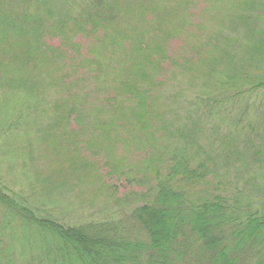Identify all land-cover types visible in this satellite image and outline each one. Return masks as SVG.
<instances>
[{
  "label": "rangeland",
  "instance_id": "1",
  "mask_svg": "<svg viewBox=\"0 0 264 264\" xmlns=\"http://www.w3.org/2000/svg\"><path fill=\"white\" fill-rule=\"evenodd\" d=\"M58 1L62 0H51L53 11ZM257 2L256 10L260 9ZM138 5L153 11L155 28L164 25L161 29L169 27L174 32L184 27L167 42L168 55L182 59L181 65L159 76L164 86L157 91V101L165 105L170 125L161 142L148 143L152 151H146L143 139L127 128H131L128 119L134 106L122 102L126 45L117 42L114 32L110 31L113 40L108 35L104 41L106 47L94 48L93 36L81 35L74 38L76 49L66 48V53L36 61L34 55L28 58L26 43L14 39L12 31L0 45V188L24 198L37 215L64 225L118 219L140 206L141 193L153 181L144 164L162 157L164 150L169 156L184 146L189 154L215 167L206 182L178 185L191 201L223 194L237 200L242 214L256 211L264 201V167L229 171L219 161L212 162L213 150L233 140L232 116L227 117L230 124L204 118L200 114L204 100L218 96L222 89L214 88L208 97L211 82L190 74L199 70L202 58L214 59L212 53L219 48L242 47L250 76L264 70L263 62L253 65L257 60L254 38L236 31L231 19L235 12H251L253 0H145ZM258 13L261 21L254 17L252 30L264 28V8ZM37 16L46 13L40 11ZM173 20L172 26L166 25ZM144 23L139 17L132 18L115 31L131 28L134 35L141 34L148 30ZM50 24L45 18L44 25ZM219 29L224 32L223 40L215 44L213 32ZM44 42L54 49L63 44L50 36ZM206 52L211 57L204 56ZM260 61H264L263 54ZM216 69H222L220 63ZM235 69L234 64L226 67L229 73ZM254 97L249 93L241 107L249 103L259 113L264 101L254 103ZM162 107L158 104L159 110ZM100 108L109 111L99 116L95 111ZM13 255L17 262L30 259V254L20 256L13 251Z\"/></svg>",
  "mask_w": 264,
  "mask_h": 264
},
{
  "label": "trees",
  "instance_id": "2",
  "mask_svg": "<svg viewBox=\"0 0 264 264\" xmlns=\"http://www.w3.org/2000/svg\"><path fill=\"white\" fill-rule=\"evenodd\" d=\"M144 1L62 0L53 11L51 0H0V45L13 31L17 37L14 39L26 43L28 58L34 55L37 61L39 57L45 60L66 53V48L76 49L74 38L81 35H92L94 48L106 47L104 41L108 35L113 40L110 31L114 32L119 37L117 42L126 45L122 102L134 106L128 119L131 128H127L143 139L146 151H152L148 143L161 142L170 130L166 107L157 101V91L164 86L159 76L182 62L168 55L167 42L184 27L179 26L180 30L174 32L169 27L161 29L164 25L155 28L153 11L138 5ZM257 4L264 8V0ZM251 7V12H235L231 19L236 31L254 38L257 60L253 65L258 67L264 63L260 61L264 55V28L252 30L250 22L261 16L260 9H255V0ZM40 11L46 16L38 17ZM136 17L145 21L147 31L137 35L131 28L115 31L118 25L123 26V21ZM45 18L50 25H44ZM173 23L174 20L166 25ZM223 33L222 29L213 32L212 41L221 43ZM46 36L58 38L62 48L48 46L44 42ZM212 54L214 59L202 58L199 70L190 72L191 77L196 74L211 82L207 96L214 88L222 89L218 96L210 95L212 98L204 100L200 114L229 124L227 117L231 115L232 141H238L235 144L226 140L223 148L214 149L212 162L219 161L229 171L263 168L264 106L257 113L251 104L241 107V103L249 93L255 96L254 103L264 101V94L258 96L264 92V70L250 76V64H246L242 47L233 51L219 48ZM204 56L211 54L206 52ZM219 63L221 70L216 69ZM233 64L236 69L227 72L226 67ZM106 104L110 106V102ZM108 111L100 108L95 113L101 116ZM143 167L148 177L153 175V181L141 193L140 206L121 218L94 224L69 226L42 217L24 198L0 188V264H264V201L256 211L244 214L236 199L232 201L223 194L191 201L178 185L206 182L215 167L189 154L184 146L169 156L164 150L162 157L149 160ZM13 251L20 256L30 254V259L14 261Z\"/></svg>",
  "mask_w": 264,
  "mask_h": 264
}]
</instances>
